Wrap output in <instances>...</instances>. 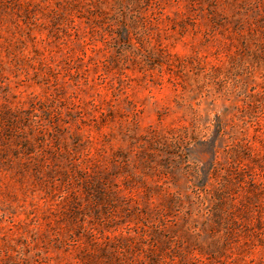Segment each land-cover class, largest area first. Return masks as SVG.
I'll return each mask as SVG.
<instances>
[{
  "label": "rangeland",
  "instance_id": "1",
  "mask_svg": "<svg viewBox=\"0 0 264 264\" xmlns=\"http://www.w3.org/2000/svg\"><path fill=\"white\" fill-rule=\"evenodd\" d=\"M0 264H264V0H0Z\"/></svg>",
  "mask_w": 264,
  "mask_h": 264
}]
</instances>
